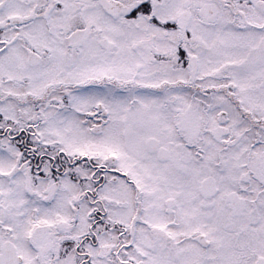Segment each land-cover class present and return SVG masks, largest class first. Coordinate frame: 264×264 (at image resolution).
Masks as SVG:
<instances>
[{
    "label": "snow or ice",
    "instance_id": "snow-or-ice-1",
    "mask_svg": "<svg viewBox=\"0 0 264 264\" xmlns=\"http://www.w3.org/2000/svg\"><path fill=\"white\" fill-rule=\"evenodd\" d=\"M0 264H264V0H0Z\"/></svg>",
    "mask_w": 264,
    "mask_h": 264
}]
</instances>
